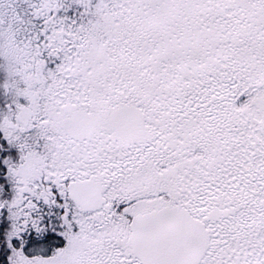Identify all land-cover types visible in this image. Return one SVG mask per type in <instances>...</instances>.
Masks as SVG:
<instances>
[{
	"label": "snow or ice",
	"instance_id": "1",
	"mask_svg": "<svg viewBox=\"0 0 264 264\" xmlns=\"http://www.w3.org/2000/svg\"><path fill=\"white\" fill-rule=\"evenodd\" d=\"M0 264H264V0H0Z\"/></svg>",
	"mask_w": 264,
	"mask_h": 264
}]
</instances>
